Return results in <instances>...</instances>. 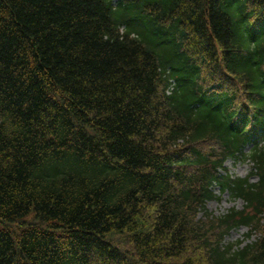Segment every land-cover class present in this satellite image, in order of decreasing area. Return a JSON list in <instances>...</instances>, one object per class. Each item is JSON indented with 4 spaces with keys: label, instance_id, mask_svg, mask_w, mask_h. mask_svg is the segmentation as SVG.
Listing matches in <instances>:
<instances>
[{
    "label": "trees",
    "instance_id": "trees-1",
    "mask_svg": "<svg viewBox=\"0 0 264 264\" xmlns=\"http://www.w3.org/2000/svg\"><path fill=\"white\" fill-rule=\"evenodd\" d=\"M0 264H264V0H0Z\"/></svg>",
    "mask_w": 264,
    "mask_h": 264
},
{
    "label": "rangeland",
    "instance_id": "rangeland-1",
    "mask_svg": "<svg viewBox=\"0 0 264 264\" xmlns=\"http://www.w3.org/2000/svg\"><path fill=\"white\" fill-rule=\"evenodd\" d=\"M250 162L243 159H230L226 161L225 167L228 173L232 176H245L250 171ZM255 177L252 176L250 181H254ZM215 195L219 196L217 199H213L207 202L206 210L211 212L213 215H222L227 212V210L231 207L241 208L242 201L240 199L232 198L228 192L220 193L218 187L215 188ZM248 229L244 226L239 228H235L230 231V233L226 236L224 243H239L241 245L248 243L252 240V238H248L246 236ZM238 244V245H239Z\"/></svg>",
    "mask_w": 264,
    "mask_h": 264
}]
</instances>
